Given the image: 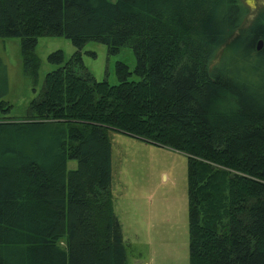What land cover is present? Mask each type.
Segmentation results:
<instances>
[{
    "label": "trees",
    "instance_id": "trees-1",
    "mask_svg": "<svg viewBox=\"0 0 264 264\" xmlns=\"http://www.w3.org/2000/svg\"><path fill=\"white\" fill-rule=\"evenodd\" d=\"M245 14L244 0H0L33 85L39 36L75 47L48 55L59 66L22 119L0 61V264H126L112 130L186 156L188 264H264V11L212 64ZM88 41L131 47L139 79L118 61L117 84L96 80Z\"/></svg>",
    "mask_w": 264,
    "mask_h": 264
},
{
    "label": "rangeland",
    "instance_id": "rangeland-1",
    "mask_svg": "<svg viewBox=\"0 0 264 264\" xmlns=\"http://www.w3.org/2000/svg\"><path fill=\"white\" fill-rule=\"evenodd\" d=\"M253 5L251 8L245 3L246 14L215 50L213 65L228 60L235 38L264 11V0H254ZM34 50L40 65L33 85L23 72L20 40L0 37V61L8 82L3 99L11 105L7 116L13 119L27 115L29 102L39 93L45 75L59 66L48 61V55L61 50L68 60L75 47L64 36H39ZM81 58L98 81L117 84L118 61L132 72L129 80L139 79L133 72L136 57L129 46L109 53L104 44L88 41L81 49ZM110 140L114 211L121 224L126 264H188L186 156L119 131H110ZM67 165L73 168L76 161L70 160Z\"/></svg>",
    "mask_w": 264,
    "mask_h": 264
},
{
    "label": "water",
    "instance_id": "water-1",
    "mask_svg": "<svg viewBox=\"0 0 264 264\" xmlns=\"http://www.w3.org/2000/svg\"><path fill=\"white\" fill-rule=\"evenodd\" d=\"M245 3L251 7V8H254V0H245ZM261 48V41L258 42L257 44V50H259Z\"/></svg>",
    "mask_w": 264,
    "mask_h": 264
}]
</instances>
